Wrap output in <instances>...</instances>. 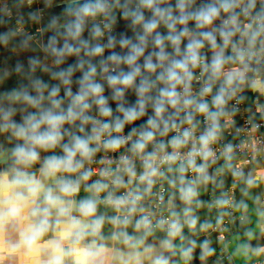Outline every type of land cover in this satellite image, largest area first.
Listing matches in <instances>:
<instances>
[{
    "label": "crops",
    "instance_id": "obj_1",
    "mask_svg": "<svg viewBox=\"0 0 264 264\" xmlns=\"http://www.w3.org/2000/svg\"><path fill=\"white\" fill-rule=\"evenodd\" d=\"M249 1L252 5H262V14L264 15V0ZM11 2L12 10L16 14L17 19L33 26L36 35L32 37L27 33L17 32L5 17L0 15V51L1 53L2 51L5 52L4 55L0 54V61L2 66L5 67V70L1 72V76L19 84L23 92L28 93L31 97L42 96L41 104L34 106L36 109L51 108V99H59L61 101L59 109L54 110L63 109L66 111L69 107L66 104V100L79 93L83 75L88 71L90 64L96 68V73L93 76L96 83L101 77L110 75L105 71L109 65L114 64L116 66L115 73L121 69L128 70L126 64L117 65L109 61L108 57L113 52L120 55L126 54L128 49L121 47L119 41L122 38H126L135 42L136 34L142 31L139 25L134 26L131 19L123 15L124 6L127 4L129 8H133V5H136L138 0H122V6L119 7L116 14L117 27L111 37L114 38L113 46L109 47V39L102 57L86 54L93 48V41L91 40L95 28L92 20L93 16L83 18V29L78 37H72L67 31V26L77 19L79 9L86 3H92L93 0H11ZM207 3H210V0H190L189 10L199 9ZM168 4H171L175 9L176 0H165V4L161 6L165 7ZM143 11L146 19L152 16L151 11L147 9ZM223 14L225 15L219 16L212 25L203 29H197L196 22L189 20L188 23L193 25L194 29L182 38L179 45L181 54L185 51L190 38L193 36L199 38L198 34L203 31H209L210 27V31L215 30L217 47L214 49L208 41H204V46L213 48L214 53L219 51L224 42L219 34V29L223 27V20L233 15L234 11ZM174 15H179V13L174 10ZM176 27L177 29H182L184 26L177 24ZM228 28L234 33L230 39L234 38L240 30L239 27H233L231 24H229ZM156 31L164 36L168 34V29L163 24ZM53 38L55 40L54 44ZM65 42L80 48L79 53L69 54L66 52L62 57L57 56L52 51V47L63 49ZM165 45L166 52L172 54L174 58H180L174 53L170 42L165 41ZM158 50L154 48L151 38H149V44L144 56ZM144 56L138 61L141 65L144 63ZM80 61L84 62L83 67L79 66ZM153 61L154 63L157 62L155 57H153ZM226 64L231 65L233 62L228 59ZM70 68L71 73L68 74ZM64 70H66L64 73L69 80L67 84L63 83L64 77L58 75ZM157 72H159V69ZM144 74L150 75L153 80L156 78L154 73ZM241 75H243L242 71H237V76ZM139 79L137 77V84ZM213 79L215 80V78ZM38 82L39 88L37 86ZM217 84V87L221 88L222 83L218 82ZM54 87L59 89L57 98L50 97ZM66 87H72L73 92L71 95L65 92ZM102 87L109 91L115 102L113 104L114 106L116 105L115 110L109 116L111 121L116 122L117 117L120 120L124 119L123 113L118 110L119 106L123 105L125 108L137 106L139 97L135 87L125 89L122 97H115L113 88L109 84L102 83ZM160 87H163V85L157 83V88H154L150 94L155 97ZM232 87L241 94L244 107H249L251 97L256 89L255 86L251 85L247 78H240L232 84ZM261 92L264 94V87L261 88ZM150 118H155L151 102L146 105L143 115L134 121H125L123 127L136 130L152 129L157 136H161L162 129L159 127L164 126V124L160 123L158 128H151L148 125ZM164 119L168 121V126L176 124L179 121L178 112L176 109L168 107L167 112L164 114ZM84 126L86 127V122H81L79 118L64 124V132L59 142L62 148V155H65L64 146L71 145L74 136L84 138L82 136ZM252 166L254 167L253 169L251 168ZM181 169L183 168L172 166L164 173L165 182L171 190L167 208L170 213L182 219L195 220V229L180 237L167 235L157 230L144 231L137 223L123 222L96 205L94 217H78L87 220V222L84 221L85 223L101 218L102 224L94 234L90 230L89 234L77 246H93V250L103 248L100 255L95 258V264H123V259L120 255L122 252L142 254L140 256L142 264H153L157 257L166 259L167 264H246L263 258L261 250L264 244L262 230L264 222V203L262 201L264 197V163L256 161L253 165L247 166L241 172H238L234 170L231 160L224 161L187 183L183 180L184 169L183 171ZM62 174L64 176L69 175L70 181L75 182L73 172H62ZM205 176L207 179L204 178ZM256 183H260V186L257 187ZM49 184L52 185L51 182ZM189 186L196 192V196L191 203L183 200L181 195V189ZM226 192L233 194L235 207L239 210H244L246 217L242 224H237V230L232 229L225 238L219 239L216 233L201 230L199 226L211 221L215 214L209 206V197ZM80 200L84 201L87 199L81 196ZM25 216L28 219V214ZM56 218V215H54L53 219L56 220ZM27 225L28 223L22 228H10L9 236L14 238L0 241V264H47L51 249L44 248L39 253H36L30 251L22 243L21 232ZM233 225L236 224L233 223ZM61 228L62 225L57 227L55 221L52 222L50 230L42 238L41 243L59 239L57 234L61 231ZM3 233V230L0 231L1 236ZM165 241L170 242L171 246H166ZM63 245L67 249L69 242L65 241ZM185 252H188V255H185ZM222 256L227 257V259H221ZM64 264H72V257H65ZM132 264H135V262L133 261Z\"/></svg>",
    "mask_w": 264,
    "mask_h": 264
},
{
    "label": "clouds",
    "instance_id": "obj_2",
    "mask_svg": "<svg viewBox=\"0 0 264 264\" xmlns=\"http://www.w3.org/2000/svg\"><path fill=\"white\" fill-rule=\"evenodd\" d=\"M190 0H176L175 9L171 4L165 7H161L165 4V0H138L135 8H129L127 4L124 6L123 15L126 18H130L132 24L139 25L141 32L135 36V42L131 39L122 38L119 43L121 47L127 48L128 51L124 55L113 52L108 60L115 64H126L128 70L121 69L115 74L108 75L107 80L110 86H112L115 97H122L124 91L127 88L135 87L138 94L137 106L125 108L123 105L118 107V110L123 113V120L119 117L116 118L114 128L116 131H120L123 128L125 121H134L139 116L143 115L146 105L151 102L155 112V118L148 120V125L151 128H158L160 123L164 124L165 131L168 129V121L164 119V114L167 112L168 107L176 109L177 112L181 110V105L184 108L193 106L194 100L188 97V82L193 77L192 69L200 66L202 62V56L200 50L204 47V41H208L215 49L216 37L215 30L203 31L198 34L199 38L193 36L189 39L186 45V49L181 54L180 43L182 38L189 34L187 23L189 20L196 22L197 29H203L212 25L213 21L220 16L221 11L225 13L232 12L236 6L235 0H214V2L207 3L201 6L199 9L189 10ZM106 4L104 0H95V3L84 4L77 13V19L67 26V31L72 37H78L83 29V18L86 16H95L100 12L106 10ZM144 9L151 11L152 16L148 19L144 16ZM174 10L179 15H174ZM237 17L233 14L229 16L228 20L223 22V27L219 29V34L222 37L224 44L227 45L230 37L234 34L229 30L228 26L236 25ZM163 24L168 29L167 36L157 32V28ZM177 24L184 25L182 29H177ZM99 33V28L96 29ZM149 38L154 48L159 49L153 51L147 56H144L145 50L149 44ZM165 41L170 42L173 46L174 53L180 58H174L172 54L166 52ZM114 38H110L109 47L113 46ZM55 40L53 38V44ZM52 51L59 57H62L66 52L79 53L80 48L65 42L63 49H56L52 47ZM103 52V47L96 45L90 49L86 54L98 55ZM144 56V63L141 65L138 63L139 59ZM153 57L156 58L154 63ZM229 58H226L223 54V49L216 51L213 54L210 68L211 78H218L221 75H225L227 83H231L233 75L230 73H224V65L228 62ZM59 62V61H57ZM83 61H80L79 66L83 67ZM142 69L144 70L142 72ZM159 69V72L157 70ZM107 71V69H105ZM71 73V68L68 70V74ZM96 73V68L93 65H89V69L84 73L81 81V88L78 94L72 97V102L68 109L65 111L59 109L61 101L59 99H51V108L41 110L39 115L30 114L26 119V127L11 125L17 128L16 135L20 137H27L32 146L18 145L13 153L15 155L16 162L24 165H29L35 162L39 153L35 150V146L43 148L54 147L62 139V126L65 123L72 122L76 119H82L87 121L90 117L84 115L85 111L90 108L89 98L92 102L100 106L101 114L107 116L111 114V109L106 106L107 101L102 95L103 88L99 83H96L93 79ZM144 73L156 74L155 80L150 75ZM60 77H64L63 83H69L66 78V74L61 72L58 74ZM137 77H139V83L137 84ZM157 83L163 85L158 88V94L153 97L150 93L154 88H157ZM40 87L39 82L37 84ZM122 86V87H121ZM183 88V92L177 91L178 87ZM59 89L54 87L50 93V97H56ZM211 91L210 86H206L203 89L204 93ZM224 89H221L219 95L214 98L216 105L224 103L223 97ZM69 95L71 92L69 90ZM24 99L33 106H39L41 104L42 96L31 97L24 96ZM196 111L200 113H208V105L206 103H198L195 105ZM209 116L215 120V114L209 113ZM190 122V117H188ZM9 125H5L7 127ZM43 127V130L42 129ZM113 127L108 123H104L102 128L108 129ZM216 125L209 131L201 136L200 143L202 150L197 151L195 148L189 153L190 157H194L199 154L206 160L211 153L207 150L208 144L215 138ZM94 132L97 129H93ZM191 135L189 131L183 133V138L174 137L171 141L173 147H180L186 143L188 137ZM98 138V137H97ZM154 133L152 131H144L141 133V138L134 145V149L142 152L146 147L147 142L152 141ZM91 138H81L74 136L71 145L64 146L65 155L63 157H50L47 160L45 175L48 177L56 178L58 172H75L82 167L81 161L76 159L77 154L81 158H89L94 149L89 146V140ZM122 143L120 138H113L106 142L108 147H118ZM168 161H176L178 159L177 154L173 153L166 157ZM188 165L195 171L203 174L205 172V166H196L195 160L190 158ZM150 171L141 177L142 180H147L148 184H152L151 177L157 174L156 168L151 165L147 166ZM183 171V169H181ZM134 174V173H133ZM87 178V174H85ZM207 179V177H204ZM60 195L54 192L51 187L45 186L41 181L36 179L33 175L22 171L20 169H13L11 174H0V231L3 230L6 224L21 221L26 218L25 212L28 211L31 216H36L38 219L29 223L23 228L21 232V241L28 247L30 251L39 253L42 249H51L50 257L47 264H64L65 257H72V264H95V258L100 255L103 248L93 250V246L78 247L80 241L89 234L95 233L99 230L102 219L97 218L91 220L90 223H85L81 219L72 215L73 201L66 200L64 197H70L78 191V185L70 180L59 179L57 180ZM97 191L106 187L103 184L94 185ZM182 199L188 203H191L196 196L195 190L189 186L181 189ZM42 197L44 207L32 208L31 205L37 203V200ZM138 200L139 197H136ZM123 199L114 201L117 207L123 204ZM76 211L79 212L81 217L89 218L94 217L96 213V201L87 199L81 201L76 207ZM55 212L57 227L62 225L59 232V239L48 240L41 243L42 238L51 228L50 218ZM63 218V219H62ZM147 223V221H145ZM192 225L195 224V220L190 221ZM180 231V226L177 223L170 225L169 235L175 236ZM69 242V247L65 249L63 242ZM166 246H171L170 242L165 241ZM190 251V250H189ZM123 264H142L140 260V253H121ZM188 255V252H185ZM153 264H167V260L162 257H157Z\"/></svg>",
    "mask_w": 264,
    "mask_h": 264
},
{
    "label": "built area",
    "instance_id": "obj_3",
    "mask_svg": "<svg viewBox=\"0 0 264 264\" xmlns=\"http://www.w3.org/2000/svg\"><path fill=\"white\" fill-rule=\"evenodd\" d=\"M104 3L107 6L106 10L92 18L95 27L91 37L93 46L103 47V52L98 54L99 57L104 55L107 43L116 30V14L122 6V0H104ZM235 3L233 11L237 17V23L232 26L239 27L240 30L227 45L223 42L220 47L223 49L224 56L233 62L231 65H224V73L234 75L232 82L227 83L225 75L215 80L211 78L208 66L211 64L214 52L213 48L204 46L200 50L202 62L200 66L192 69L193 77L188 82L187 95L194 100V104L189 108L181 105V110L178 112L179 121L168 126L167 131L164 126H160L161 136H157L152 129L136 130L123 127L120 131H116L115 122L109 119L110 115L101 114L100 106L90 99L92 113L89 120V137L91 138L89 146L94 151L89 158L84 159L82 173L91 175L94 185H106L100 191L94 187V198L98 206L115 218L123 222H135L144 231L157 230L167 235H169L170 225L177 223L180 231L175 237L183 236L195 229L196 224L190 223L192 219H182L170 213L167 208L171 190L165 182L164 173L169 167H182L183 180L187 183L202 175L188 165L190 158L195 160L197 167L205 166V172L219 163L230 160L234 170L238 172L256 161L264 163V95L261 92V88L264 87L262 79L264 76L263 7L260 4L252 5L249 0H235ZM11 4V0H0V15L5 17L13 28L18 27L17 32L30 33V36L34 37L36 33L33 26L19 21ZM136 5H133V8ZM228 19H224L223 22ZM97 28L99 33L96 32ZM106 69L111 75L115 73L116 66L112 64ZM240 70L243 75L237 76V71ZM240 78H247L248 82L256 88L251 97V104L247 108L243 105L241 94L232 87V84ZM218 82L222 83L221 88L217 87ZM98 83L101 86L102 83L109 84L106 76L101 77ZM206 86L211 88L208 93L203 92ZM221 89H224V103L216 105L214 98L220 94ZM177 91L183 92L182 86L178 87ZM102 95L111 112L115 110L113 97L109 91L103 88ZM198 103H206L208 113L196 111L195 105ZM209 113L215 114L214 121ZM104 123L113 127L104 129L102 128ZM213 123L216 125L215 138L207 147L211 155L206 160L199 154L190 157L189 153L194 148L198 152L202 150L200 138L212 128ZM94 128L97 129L96 132L93 131ZM144 131H152L154 138L147 142L144 150L140 152L134 149V145ZM185 131L191 133L186 143L180 147H173L171 144L173 138H183ZM113 138H120L122 143L115 148L106 146V142ZM173 153L177 154L178 159L168 161L166 157ZM148 165L157 170V174L151 177V185L147 180L141 179L150 171ZM121 184L124 185L121 187ZM136 197L139 199L137 200ZM118 199L125 201L119 207L114 203ZM262 201L264 203V197ZM209 206L215 214L211 221L202 224L199 228L216 233L219 239L225 238L232 229L237 230V224L245 221L246 212L235 207L233 194L229 192L210 196ZM262 227L264 239V222ZM261 251L263 258L246 264H264V244ZM221 259L226 260L227 257L222 256Z\"/></svg>",
    "mask_w": 264,
    "mask_h": 264
},
{
    "label": "flooded vegetation",
    "instance_id": "obj_4",
    "mask_svg": "<svg viewBox=\"0 0 264 264\" xmlns=\"http://www.w3.org/2000/svg\"><path fill=\"white\" fill-rule=\"evenodd\" d=\"M0 54H1V51H0ZM2 67L3 66L0 61V174L6 173V172L11 174V171L13 169H20L22 171L29 173L30 175H33L36 179L41 181L45 186L51 187L53 189L54 188L57 189L59 188L57 184V180L59 179L70 180L69 175L64 176L62 174L63 171H61L56 174V178L48 177L47 175H45V168H46L47 160L50 157H63L64 156L61 154L62 148H61L60 143H58L54 147H48V148L35 146V150L39 153V157L35 162H32L31 164L27 166L16 162L17 158L15 157L13 150L18 145H21V146H32V145L26 136L25 137L17 136L16 135L17 128L11 125H16V126L23 125L26 127L27 117H29L30 114L39 115L41 110L36 109L33 105H31L28 101L24 99V96L28 95V93L23 92L22 87L19 84H16L13 81H9L8 79H5L3 76H1ZM13 89H16V90H13ZM69 90L72 94L73 92L72 87H66L65 92L68 93ZM58 95H59V92L57 93V97ZM112 101L115 104L113 98H112ZM71 102H72V98H68L66 100V104L68 105H70ZM88 102L90 103V100ZM91 113H92V105L88 109V117H91ZM89 120H87L86 122L87 138H90L89 137ZM5 125H9V126L5 127ZM43 127L45 126H42L41 130H43ZM63 129H64V125L62 126V133L64 132ZM89 145H90V140H89ZM76 159L81 161L82 166H83V161L85 158H81L77 154ZM84 176L85 174L82 173V167H80L75 172H73V179L75 180V183L78 185V191L70 197H64V199L72 200L74 202L72 215L76 216L77 218L81 220L83 218L78 217L80 216V214L76 215L79 213L78 211H76V207L81 202L80 197L82 196V194L86 193V196L83 195L86 199H87V196H90V195L94 198V194H95L94 183H93L91 175L89 174H87V177L89 178V183H85V185H89L90 189L88 192L87 191L83 193L81 192L79 181H80V178ZM50 182L52 183V185L49 184ZM56 189H54V192L60 195L59 189H57V191ZM44 206L45 205L41 197L40 199L37 200V203L32 208L44 207ZM27 214H28L29 222L31 223H33V221L35 222L38 219V217L36 216H31L29 212L28 213L25 212V215ZM54 215H55V212H53V215L50 218L51 223L55 221V219H53ZM89 218H92V217H89ZM26 224L27 222L24 219L21 221H16L13 223L6 224L5 227L3 228V232H4L3 235L2 236L0 235V241L9 240V239L14 238V237L9 236L11 232L9 230L10 228L12 227L22 228ZM57 238H59V233L57 234Z\"/></svg>",
    "mask_w": 264,
    "mask_h": 264
},
{
    "label": "rangeland",
    "instance_id": "obj_5",
    "mask_svg": "<svg viewBox=\"0 0 264 264\" xmlns=\"http://www.w3.org/2000/svg\"><path fill=\"white\" fill-rule=\"evenodd\" d=\"M132 1V0H131ZM93 2H94V0H93ZM92 2V3H93ZM162 7V6H161ZM223 13H225V12H223V11H221V13H220V16H224L225 14H223ZM214 22V21H213ZM184 26V25H183ZM18 27H15V30L17 29ZM187 28L189 29V32H191V30L192 29H194V27H193V25H190V23H187ZM29 35H30V33H28ZM35 37V36H34ZM0 49H1V47H0ZM9 52V51H8ZM5 54V52L4 51H2V53H1V55H4ZM9 54V53H8ZM3 69H2V71H4L5 70V67L3 66L2 67ZM66 70H64L63 72H65ZM239 73V72H238ZM13 90H16V89H13ZM84 115H86V116H88V110H86L85 111V113H84ZM81 122H83V120L82 119H79ZM85 122H87V121H85ZM86 127H87V125H86ZM85 126H84V129L82 130V136L84 137V138H87V128H86ZM78 156H79V154H78ZM252 169L254 168L253 166L251 167ZM80 189H81V192L83 193V192H85V191H89V189H90V186L89 185H85V183H89V178L87 177V178H85V176L84 177H81L80 178ZM84 184V185H83ZM256 186L257 187H259L260 186V183H256ZM83 195H85L86 196V193L85 194H82V196ZM84 197V196H83ZM87 199H92V200H94V198L90 195V196H87ZM96 205L98 206V204L96 203ZM101 208V207H100ZM76 215H79V213L78 214H76ZM25 221L29 224V219H25ZM31 223V222H30Z\"/></svg>",
    "mask_w": 264,
    "mask_h": 264
},
{
    "label": "water",
    "instance_id": "obj_6",
    "mask_svg": "<svg viewBox=\"0 0 264 264\" xmlns=\"http://www.w3.org/2000/svg\"><path fill=\"white\" fill-rule=\"evenodd\" d=\"M211 2H214V0H210V3ZM262 79L264 80V76L262 77ZM124 184H121V187L123 186ZM82 221H86L85 219H82ZM87 222V221H86Z\"/></svg>",
    "mask_w": 264,
    "mask_h": 264
},
{
    "label": "bare ground",
    "instance_id": "obj_7",
    "mask_svg": "<svg viewBox=\"0 0 264 264\" xmlns=\"http://www.w3.org/2000/svg\"><path fill=\"white\" fill-rule=\"evenodd\" d=\"M210 29H211V27H210ZM264 95V94H263ZM31 207H34V205H31ZM27 212V211H26Z\"/></svg>",
    "mask_w": 264,
    "mask_h": 264
}]
</instances>
